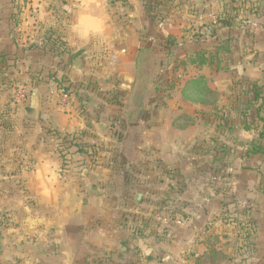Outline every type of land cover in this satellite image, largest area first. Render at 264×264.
Wrapping results in <instances>:
<instances>
[{
  "label": "crops",
  "instance_id": "1",
  "mask_svg": "<svg viewBox=\"0 0 264 264\" xmlns=\"http://www.w3.org/2000/svg\"><path fill=\"white\" fill-rule=\"evenodd\" d=\"M233 1L0 0L1 49L9 48L12 42L20 45L36 30L42 33L39 43L45 48L67 49L66 58L73 67L75 60L81 65L87 59L86 53L89 56L100 54L107 60L114 57L110 60L118 63L116 83L119 90L114 94H101L94 89L92 94L81 96L84 90L79 87L73 98L76 109L69 108L70 112L51 104L54 100L52 91H42V87L37 86L33 91L37 93L34 117L41 114L49 134L54 129L58 134H69L82 143L84 133L99 136L106 144L113 123L117 124V118L110 116V109L115 107L110 98L114 95L115 98L122 97L125 104L121 111L125 118L122 123L127 122L123 131L125 139L117 143L124 146L126 139L132 142L127 149L122 147L121 151H116V155L104 156L108 165L111 161L131 162L133 159L175 160L181 154V147L191 140V127L202 129L205 136L204 129L212 125L208 122L211 115L208 113L212 112L217 114L214 116L215 139L233 148L227 155H213L216 161L223 162L229 157L232 160L233 173L226 188L221 182L215 194L205 190L206 195L194 196L190 204L181 205L183 208L163 204L161 211L154 208L152 217L141 218L136 226L129 228L125 225L127 220H119L114 215L132 208L140 209L138 205L132 206L130 201L134 200L130 194L127 202L114 205L115 211L108 208V197H92L85 204L86 201L82 203L80 198L87 197L79 195L83 187L64 185V159L56 147H46L52 145V141H58L52 131L50 138L45 135L37 140V144L31 142L27 146L28 153L20 158L23 162L20 170L10 172L11 177L22 178L23 216L11 222L8 217L7 232L0 230V264H129V260H132L130 264H197L199 257L212 248L220 253L219 260L228 258L229 264H264V137L260 138V132L264 133V0H258L259 8L253 15L259 23L258 28L244 30L236 25L216 30L211 27L209 13L221 14L231 2L233 5ZM153 19L155 29L157 27L164 35L177 40L176 52L184 59L198 46H211L231 39L229 52L221 53L219 57L226 71L217 67L218 60L200 71L213 88L214 104L208 100L192 103L184 98L181 90L174 93L169 89L160 90L158 86L144 90L148 78L141 67L157 43L150 30ZM205 30L208 35L202 38L198 34L199 40L192 41L191 45L182 42L186 33ZM0 54L4 53L0 51ZM167 59V72L158 76L165 84L174 76L171 70L175 67V63ZM74 68L80 69V66ZM195 72L189 77L198 74ZM108 74L114 81L112 70ZM255 88L261 95L254 102ZM185 92L190 94L188 89ZM165 93H168L166 97L174 96V102L162 99ZM138 95L141 99L155 96L159 102L155 112L152 111V120H146L147 117L137 124L136 120H127L129 115L130 119L132 117L131 111L127 113V107L132 104L131 98ZM31 102L33 104L32 96ZM261 104L260 120L257 110ZM195 110L201 113L196 115ZM244 111H247L245 115ZM224 113L229 119H219L218 114ZM184 114L194 115L196 124L185 123ZM179 115L182 117L178 120ZM156 116L158 122H154ZM131 125H138L132 139ZM73 132L82 134L73 136ZM121 138L118 135V140ZM249 142L261 144L262 152L248 154L240 144ZM90 144L95 145L94 142ZM140 191L144 194L143 188ZM137 196V203H141ZM179 209L186 213L182 224L171 222L169 228H165L157 221L156 216L160 214L169 216L174 212L181 215ZM160 229L164 230V237L158 240L156 230ZM222 231L224 235L219 234ZM223 240L228 242L222 244Z\"/></svg>",
  "mask_w": 264,
  "mask_h": 264
},
{
  "label": "rangeland",
  "instance_id": "2",
  "mask_svg": "<svg viewBox=\"0 0 264 264\" xmlns=\"http://www.w3.org/2000/svg\"><path fill=\"white\" fill-rule=\"evenodd\" d=\"M153 21L151 20L150 22V30L157 43L156 47L153 45V48L149 51L150 55L146 61L147 63L145 62L141 67L143 75H146V78H148V81L144 83V90L155 89L158 86L160 90L169 89L174 93H178L181 90V93H183L184 90L186 91L185 86L188 83L192 84L194 82L195 84L196 80L194 79L201 72L198 71L195 64H192L187 59V64L183 67L179 66V69L174 72V76L172 75V78L166 84L162 79H159V75L167 72L169 68L167 58L170 57L164 49L163 40L167 36L163 34L161 29L159 31L157 27L155 29V19ZM196 37H198V33H186L184 38H182V42L191 45L192 41L199 40ZM200 37L203 38V36ZM27 38L25 41L20 42V45L19 43L12 42L9 48L5 50L0 48V51L4 53L0 54L3 57H0V212L2 214L0 218V230H2V233L7 232L5 228H7V224L12 219L20 220L23 216L21 207V202L24 200L21 191L22 178L18 175L11 177L10 172L17 173L20 170L23 165L20 158L23 156L22 154L28 153L27 146L31 142L37 144V140L40 141L45 135L47 138H50V135L52 136L53 133L50 131L51 134H49V131L46 130L47 127L42 121L43 117L41 119V114H38L37 117H34V114L32 116L28 115L33 108L31 93L37 89L38 85L42 87V91H52L51 94L54 96V100L51 104L59 107L62 111L70 112L69 108L76 109L73 98L76 95V91L80 90L79 87H82V90H84L81 96L92 94L94 89L101 94H114L119 90L116 83V76L119 72L118 63L116 64V62L110 60L114 57H110L107 60L101 57L100 54L89 56L86 53L87 59L82 61L80 69H77L66 58L67 49L61 47L54 49L51 46L45 48V45L43 46L39 43L42 42V33H37L35 30ZM32 41H35L34 43L36 44ZM229 48L230 45L228 49L224 48L223 53L229 52ZM219 59H216L220 62L217 67L222 68V71H226V66L221 65L223 60L219 61ZM109 62H112V64H109ZM223 63H225V60ZM110 70H112L114 81H111L108 74ZM193 71H196L195 73L198 74L189 77ZM69 75L70 78L68 79ZM187 79L188 81L184 83L183 81ZM207 90V93L197 95L191 92L189 95L184 96L186 95L184 94L183 96L192 103L199 104L201 101L208 100L213 104L215 94L213 88L208 83ZM24 93L25 96L22 98V94ZM167 94L165 93L162 99H172L173 101L174 96L169 95L166 97ZM112 96L110 101L111 104L113 101L115 107L110 109V116H112V119L117 118V124L113 123V128L110 129L109 141L105 144L102 141L104 140L103 138L99 136H87L83 133V140L87 141V143L84 141L82 143L90 144V142H94L95 146L88 150L89 154L74 153L68 156V162H63L64 185L71 184L84 188L81 191L83 193L80 192L79 195L85 194L82 197L86 196L87 198H80V202L83 203L85 200V204H88L89 198L97 197L101 199L105 197L106 199L108 197V208L116 211L114 205H118V203L123 201L127 202L130 194L134 200L130 201V203H132L133 207L138 205L140 209L132 208L133 210H128L122 214H117L116 212L114 215L118 216L119 220H127L125 225L130 228V226H136L141 218L152 217L154 208L161 211L164 208L163 204L165 206L175 204L174 207L179 208L183 204H190L194 196L201 197L206 195L205 190L212 192V195L215 194L216 189L220 188L221 182L224 188L230 184V174L233 173L230 157L223 162L216 161L213 155H209L206 151L211 146L220 143L215 139L214 116L217 114L213 112L208 113L211 114L208 117V122L212 123V125L211 127H204L206 131L205 136L202 134L204 133L202 129L191 127L189 129L191 140L181 147V154L175 160L151 161L133 159L130 160L131 162L123 161L118 163L111 161L108 165V161L103 160L104 156L108 157L110 154L112 157L116 155V151H121L122 147L123 149H127L132 142L126 139L125 143H123L124 146L117 143V141L122 142L125 139L123 131L125 130L124 125L126 126L127 122L122 123L125 120L121 116V111L125 109L122 97L115 98L114 95ZM149 96H144L142 99L140 95L137 98H131L132 104L127 107V113L132 112L131 119L130 115L127 119L129 122H135L136 120L138 124L140 119L144 120L147 117L146 120H152V111L159 101H157L155 96ZM48 99H50V96ZM139 101L141 102L140 105L137 104ZM38 108L40 107L38 106ZM153 119L154 122H158L157 116L153 117ZM184 120L185 123L192 122V124L197 121L194 115L190 116V119L185 118ZM137 126L131 125L129 129L132 133L130 139L135 136ZM71 134L79 137L82 133L73 132ZM118 135L120 138H123L118 140ZM203 138L206 139L200 142ZM61 141L59 139L58 141H52V145L48 144L46 147H56L57 149L58 145L62 144ZM227 146L230 148L229 152L232 151L233 148L230 145ZM74 150L71 149V151ZM12 160L16 163L12 162ZM142 188L144 189V194L140 191ZM181 190L182 192H180ZM137 194H141L140 201H144L143 205H141L142 201L141 203H137ZM67 201H69V198ZM166 202L173 203L166 204ZM177 203L178 205H176ZM94 205L98 206L97 203H94ZM155 205L156 207H154ZM181 207L183 208V206ZM113 210L111 211L113 212ZM179 211L182 213L180 216L183 215L185 217L186 213L181 211V209ZM161 216V214L156 216L157 221ZM8 217H10V222L8 221ZM159 222L161 221L159 220ZM161 226L169 228V225L165 226L161 224ZM156 232L158 240L164 237V230L160 229L156 230ZM219 234L224 235L223 231ZM158 240L156 241V238H154V241L158 242ZM221 242L223 244V242L228 241L223 240ZM217 244L219 245V242ZM131 262L132 260L128 261L129 264ZM211 263L207 261L204 264ZM213 264H229V259H218Z\"/></svg>",
  "mask_w": 264,
  "mask_h": 264
},
{
  "label": "trees",
  "instance_id": "3",
  "mask_svg": "<svg viewBox=\"0 0 264 264\" xmlns=\"http://www.w3.org/2000/svg\"><path fill=\"white\" fill-rule=\"evenodd\" d=\"M234 2H236V0L233 1V5L230 3L229 8H225L224 12H222L221 14H218V22L215 25H211V27H213L214 29H220V28H233L236 25L238 26L237 23V18H238V13L237 11V6L234 5ZM259 8V4H254L252 6L253 9V14H255L257 12ZM198 34L200 36H204V35H208L207 30H205L204 32L200 31L198 32ZM216 34V33H215ZM164 49L167 52L168 56L170 57L169 59L171 61H173L175 64V67L171 70V73L173 74L176 70L179 69V66L181 64H187L186 60L188 59L192 64H195L196 68L198 69V71H201L203 69V67L210 65L212 63H215L216 59L220 57L221 53H223V49L226 48L228 49V46L230 45L231 39H227V40H223L220 41L216 44H212L211 46H198L196 47V49H192L186 56V58L184 59L183 57H181L179 54H177L176 52V47L179 45L177 43V40L175 38H173V36H167L166 38H164ZM194 80H196L195 84L194 82L188 83L186 85L185 89H189L190 93H194V94H202V93H207V81L205 80L204 76L202 74H199L197 78H195ZM254 99L253 101H257L261 95V92L259 91V89L255 88L254 89ZM184 96H187V93L184 90ZM187 99V98H185ZM253 102V103H254ZM214 104V103H213ZM261 110H262V104L259 106L257 113L259 116V119L261 120L262 117L260 116L261 114ZM201 113V112H200ZM247 113V111H244L243 114L245 115ZM195 114H199L198 110H195ZM205 114V113H203ZM182 117V116H181ZM178 118L179 119H181ZM219 119H229L228 117H226V113L224 114H218ZM226 117V118H225ZM184 118L186 119H190V116L184 114ZM248 128V127H246ZM55 131L53 133V135L57 136V139L62 140L61 143L59 144L57 147V151L60 153V155L63 157L64 162H68V156L69 155H73L74 153H78V154H82V153H86L89 154L88 150H90L91 147L95 146V145H91V144H85V143H79L76 142L75 139L72 137H70L69 134L65 135V134H58L56 131L57 130H52ZM264 137V133L263 131L260 132V138ZM240 146H243L245 150H247L248 154L250 153H257V152H262V149L259 148L261 147V144H257L256 142H249V143H241ZM71 149H75L74 151H71ZM249 149V150H248ZM230 148L226 145V144H220L217 143L215 144V146H211V148L207 149V153H210L211 155H216V154H220V153H225L226 155L228 154ZM216 160V159H214ZM183 216V215H182ZM175 214L174 212L169 214V217L174 219V218H180L181 220L184 221L183 218H185L183 216ZM220 258V253L215 249L212 248L209 252L204 253L203 255H201L199 257V260L197 262V264H204L207 261L212 262L211 264L215 263L216 260H218Z\"/></svg>",
  "mask_w": 264,
  "mask_h": 264
},
{
  "label": "built area",
  "instance_id": "4",
  "mask_svg": "<svg viewBox=\"0 0 264 264\" xmlns=\"http://www.w3.org/2000/svg\"><path fill=\"white\" fill-rule=\"evenodd\" d=\"M257 0H236L235 6H237V23L238 26L242 29L247 28H258L259 23L257 20L253 17V9L252 5L256 3ZM218 14L210 12L209 13V22L211 25H215L218 21ZM160 25H162V21L160 22ZM25 96V93L22 94V98ZM164 225H170L171 222H174L175 224L179 225L182 224V220L180 218H170L167 215H162L158 218Z\"/></svg>",
  "mask_w": 264,
  "mask_h": 264
},
{
  "label": "water",
  "instance_id": "5",
  "mask_svg": "<svg viewBox=\"0 0 264 264\" xmlns=\"http://www.w3.org/2000/svg\"><path fill=\"white\" fill-rule=\"evenodd\" d=\"M73 65H74V67H79L80 66V61L75 60L74 63H73ZM120 78H122V76ZM32 101H33V108L28 113L29 116H32L34 114V112H35L34 106H36V103H37V93L36 92H33L32 93ZM140 195L141 194H138V196H137V200L138 201H140Z\"/></svg>",
  "mask_w": 264,
  "mask_h": 264
}]
</instances>
